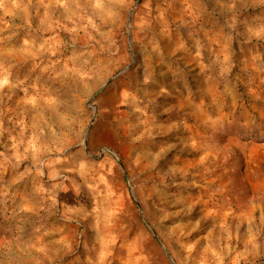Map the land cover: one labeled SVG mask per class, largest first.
<instances>
[{
	"label": "rangeland",
	"instance_id": "1",
	"mask_svg": "<svg viewBox=\"0 0 264 264\" xmlns=\"http://www.w3.org/2000/svg\"><path fill=\"white\" fill-rule=\"evenodd\" d=\"M0 264H264V0H0Z\"/></svg>",
	"mask_w": 264,
	"mask_h": 264
}]
</instances>
